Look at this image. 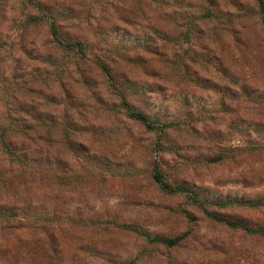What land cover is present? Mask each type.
Returning a JSON list of instances; mask_svg holds the SVG:
<instances>
[{
  "label": "rangeland",
  "instance_id": "374dc122",
  "mask_svg": "<svg viewBox=\"0 0 264 264\" xmlns=\"http://www.w3.org/2000/svg\"><path fill=\"white\" fill-rule=\"evenodd\" d=\"M1 2L0 75L24 103L18 120L50 133L64 178L0 180V203L24 225L0 228V264H264L262 240L210 221L189 197L235 220L247 214L235 199L264 195V33L253 0H217L225 14L198 39L194 19L182 26L176 15L193 0H50L78 22L72 33L108 48L119 73L146 90V113L174 122L162 131L128 119L95 71L84 68L81 81L66 60L54 68L45 30L24 27L15 0ZM178 31L186 36L176 42ZM151 42L188 68L175 66L172 78L142 52ZM157 168L185 193L163 191ZM146 235L182 239L165 247Z\"/></svg>",
  "mask_w": 264,
  "mask_h": 264
},
{
  "label": "trees",
  "instance_id": "16d2710c",
  "mask_svg": "<svg viewBox=\"0 0 264 264\" xmlns=\"http://www.w3.org/2000/svg\"><path fill=\"white\" fill-rule=\"evenodd\" d=\"M0 0V7L1 2ZM22 8L24 27H35L45 30V44L52 49V54L48 55L49 62L53 61L52 57H59L52 64L54 68L58 67L60 61L65 60L71 63V70L78 75V80L85 79L84 68L95 71L100 78L106 94L111 96L114 105L122 109L124 115L139 124L147 131H162L173 125L172 121H162L158 115L146 113L144 108L147 104L143 94L146 90L134 83L135 81L126 72H121L114 67L115 61L110 57L108 48L94 47V44L84 37V35H75L69 29L73 24L78 22L67 23L62 15L55 12L54 5L50 0H15ZM153 3L167 7L170 0H150ZM217 0H193L195 3L193 10L189 13L178 12L179 21L182 23L189 20L195 21V38L198 39L206 30L208 23L215 21L219 15L225 14L217 9ZM254 15L257 23L260 25L264 33V0H253ZM203 26L204 29H201ZM175 37L176 42L180 37L186 36V33L178 31ZM142 52L151 56L149 60L152 62H161L165 64V71H170L172 78H176L179 70L175 67L180 65L188 68V65L181 60V55L174 49L168 52L163 45H157L151 42L148 45L143 44ZM208 45L204 43L200 48L206 50ZM166 50V52L164 51ZM195 62V61H194ZM205 60L200 61V65H204ZM73 68V69H72ZM180 69V67H179ZM56 70V69H55ZM4 76L0 75V164L4 163V168L0 170V180L12 181L27 179L29 176L47 177V180H56L57 183L63 182V170L61 165L63 159L50 150L51 135L50 133H42L35 126L26 125L18 120L19 114L22 112L24 103L19 102L14 94L15 87L13 82L8 80L4 82ZM102 79V80H101ZM134 82H133V81ZM18 87V86H17ZM24 111V110H23ZM25 112V111H24ZM154 181L163 191L172 193H185L182 187H172L163 181V175L157 168L153 174ZM189 197L203 210L206 217L220 226L232 231L240 232L243 235L255 237L264 242V195L255 198H239L235 199L234 209L242 210L245 215L235 220L221 217L215 213L205 209L200 203L199 198L195 199V195ZM230 203H232L230 201ZM223 206L224 203H214ZM231 205V204H230ZM23 225L21 220L13 213V208L9 202L0 203V228L7 231H17ZM181 237L173 239L150 237L146 235V240L151 244H158L165 247H172L178 244ZM54 244V242H53ZM123 264H130L123 263Z\"/></svg>",
  "mask_w": 264,
  "mask_h": 264
}]
</instances>
